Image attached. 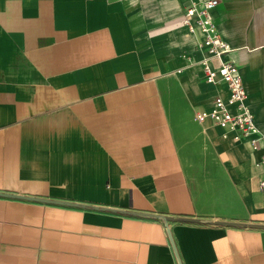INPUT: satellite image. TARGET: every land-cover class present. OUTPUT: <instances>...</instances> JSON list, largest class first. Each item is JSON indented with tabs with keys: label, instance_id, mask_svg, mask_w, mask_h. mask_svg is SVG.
Listing matches in <instances>:
<instances>
[{
	"label": "crops",
	"instance_id": "1",
	"mask_svg": "<svg viewBox=\"0 0 264 264\" xmlns=\"http://www.w3.org/2000/svg\"><path fill=\"white\" fill-rule=\"evenodd\" d=\"M199 1L0 0V264H264V147L196 115L229 95ZM211 14L264 134V0Z\"/></svg>",
	"mask_w": 264,
	"mask_h": 264
},
{
	"label": "built area",
	"instance_id": "2",
	"mask_svg": "<svg viewBox=\"0 0 264 264\" xmlns=\"http://www.w3.org/2000/svg\"><path fill=\"white\" fill-rule=\"evenodd\" d=\"M220 0H201L191 2L183 15L184 24L191 32L202 30V44L209 50L211 57L218 60L212 64L209 59L204 60L205 78L208 82H215L218 75L227 84L229 95L215 98V107L210 111H197L200 121L211 118L215 123L224 125L234 132L236 139L245 135H252L255 149L264 147V134L261 133L255 119V114L246 101V89L240 68L231 60L225 59L233 48L221 34L218 24L212 17L211 10L218 6ZM236 104L237 112H231L227 104ZM264 187V180L261 181Z\"/></svg>",
	"mask_w": 264,
	"mask_h": 264
},
{
	"label": "water",
	"instance_id": "3",
	"mask_svg": "<svg viewBox=\"0 0 264 264\" xmlns=\"http://www.w3.org/2000/svg\"><path fill=\"white\" fill-rule=\"evenodd\" d=\"M219 223H230V224H234V223H238V222H227V221H218Z\"/></svg>",
	"mask_w": 264,
	"mask_h": 264
}]
</instances>
